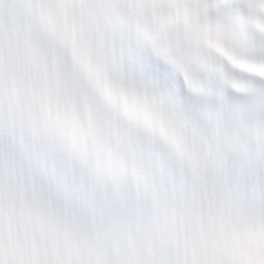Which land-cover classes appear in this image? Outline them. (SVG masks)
<instances>
[{
  "label": "snow or ice",
  "instance_id": "obj_1",
  "mask_svg": "<svg viewBox=\"0 0 264 264\" xmlns=\"http://www.w3.org/2000/svg\"><path fill=\"white\" fill-rule=\"evenodd\" d=\"M238 5L249 15L214 21ZM264 0H0V264H264ZM132 40L215 109L198 120Z\"/></svg>",
  "mask_w": 264,
  "mask_h": 264
}]
</instances>
